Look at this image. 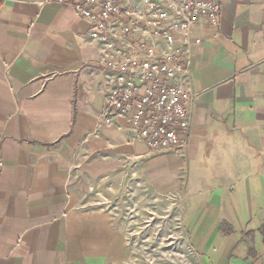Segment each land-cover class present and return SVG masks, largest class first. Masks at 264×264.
<instances>
[{"label": "crops", "instance_id": "obj_1", "mask_svg": "<svg viewBox=\"0 0 264 264\" xmlns=\"http://www.w3.org/2000/svg\"><path fill=\"white\" fill-rule=\"evenodd\" d=\"M194 49L188 147L96 131L108 73L70 4L0 5V264H127L124 200H180L206 264H264V0H218Z\"/></svg>", "mask_w": 264, "mask_h": 264}, {"label": "built area", "instance_id": "obj_2", "mask_svg": "<svg viewBox=\"0 0 264 264\" xmlns=\"http://www.w3.org/2000/svg\"><path fill=\"white\" fill-rule=\"evenodd\" d=\"M88 23L108 92L97 133L125 130L149 153H182L198 94L190 89L194 49L217 33L218 0H52ZM3 0H0V5Z\"/></svg>", "mask_w": 264, "mask_h": 264}, {"label": "rangeland", "instance_id": "obj_3", "mask_svg": "<svg viewBox=\"0 0 264 264\" xmlns=\"http://www.w3.org/2000/svg\"><path fill=\"white\" fill-rule=\"evenodd\" d=\"M124 200L122 229L129 247L127 264H206L186 242L180 200L141 189Z\"/></svg>", "mask_w": 264, "mask_h": 264}]
</instances>
